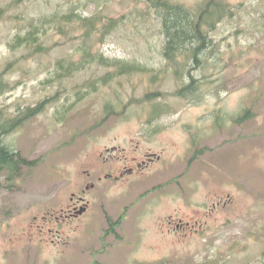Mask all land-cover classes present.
<instances>
[{"label": "rangeland", "instance_id": "rangeland-1", "mask_svg": "<svg viewBox=\"0 0 264 264\" xmlns=\"http://www.w3.org/2000/svg\"><path fill=\"white\" fill-rule=\"evenodd\" d=\"M228 1L236 6L235 15L218 25L216 49L206 51L209 60L194 71L201 78L198 99L167 96L162 102L169 110L160 117L148 119L152 102L132 100L151 85L148 74L116 77L79 100L76 92L86 89V81L111 67L92 65L66 79L64 90L56 82L40 84L50 76L54 60L70 51L77 30L66 37L48 30L46 42L59 45L4 75L9 90L0 93V108L7 116L35 106L56 89L61 92L20 129L2 137L29 160L40 161L23 170L11 188L0 173V264H264V0ZM6 6L0 15V68L24 52L5 45L16 30L73 7L83 16L98 11L124 17L103 42L94 43L104 56L155 70L164 64L159 20L142 2L0 0V7ZM150 87L170 94L177 84L169 73ZM106 102L126 104L125 111L101 124ZM62 103L72 104L64 119L55 113ZM112 147L118 149L109 154L120 166V154L148 161L144 155L151 153L162 160L148 161L151 170L147 166L125 182H103L100 154ZM76 197L88 202V210L77 211L67 224H52L61 232H50L43 218L77 202ZM122 210L125 222L114 234L104 233L108 219L103 215L116 220ZM185 221L186 228L175 229ZM54 233L68 238L66 243H57Z\"/></svg>", "mask_w": 264, "mask_h": 264}, {"label": "trees", "instance_id": "trees-1", "mask_svg": "<svg viewBox=\"0 0 264 264\" xmlns=\"http://www.w3.org/2000/svg\"><path fill=\"white\" fill-rule=\"evenodd\" d=\"M136 1L142 2L144 6L152 9L159 20L163 36L160 50L165 62L159 70L136 61L109 58L104 56L100 48H93L95 42H103L104 38L124 20L123 16L115 18L98 14V11L90 16H83L77 12L76 7H73L67 12L55 11L28 21L25 31L22 32L19 28L5 42L9 51L23 50L24 52L18 58L2 64L0 68V93L9 90V82L4 80V75L13 70L19 62L30 57H39L59 45V41L46 42L49 39L47 38L48 30L65 37L69 31L77 30L80 31L79 34L70 38V40H75L70 51L54 60L50 76L41 81L40 84L56 82L58 87L63 88L64 86V90L66 79L92 65H97L111 68L103 75L88 79L86 89L76 92L77 100H79V95L83 96L88 92H96L103 86H107L116 77L134 75L141 77L145 74L149 75L146 76L149 78L150 86L159 83L161 77H166L169 73L178 82L177 88L170 94L163 90L153 91L149 86L140 98L132 99L139 104L152 102L156 99L160 100V102H154V107L160 113L166 111V104L162 102L163 98L170 95L187 97L190 93L195 94L198 88L197 83L201 81V78L194 76V71L200 69L204 62L210 58L204 53L216 49L213 33L224 20L234 17L236 6L228 0H196L193 4H189L187 0ZM7 9V6L0 7V15ZM94 36L96 39L92 40ZM202 77L206 78L205 75ZM60 92V89H56L54 94L39 100L35 106L21 108L12 117L6 115L4 107L0 108V173L5 174L6 186L9 188L16 185L25 168L34 166L35 162L40 161V158L34 161L26 159L25 156L4 142L3 135L20 129L24 122L43 110L46 102H54ZM125 106L126 104L118 106L111 102L104 103L101 124L113 114L124 113ZM71 107L72 104L66 106L62 103L60 110L55 108V113L60 112V118L64 119L63 115L68 113ZM247 113L248 110L239 115L238 124H240L239 121L246 118ZM87 131L85 130V133Z\"/></svg>", "mask_w": 264, "mask_h": 264}, {"label": "flooded vegetation", "instance_id": "flooded-vegetation-1", "mask_svg": "<svg viewBox=\"0 0 264 264\" xmlns=\"http://www.w3.org/2000/svg\"><path fill=\"white\" fill-rule=\"evenodd\" d=\"M132 161H133V163L136 164V167L137 168H139V167H141L143 165L141 163H144L143 160H140L138 162V161L135 160V158H133ZM132 169L133 168L132 167H128V165H124V166H121V167H114V166H112V168L111 169H108L107 172L104 173V175H106V176H113V174L111 173V171H114L115 170L118 173V175H117L118 176V179L117 180L119 181V180L123 179L126 175L131 174L132 173ZM99 178L101 179V177H99ZM80 208H82V207H80ZM77 209H78V207H77L76 203H73L72 205L71 204L68 205L66 210L67 211H75Z\"/></svg>", "mask_w": 264, "mask_h": 264}]
</instances>
